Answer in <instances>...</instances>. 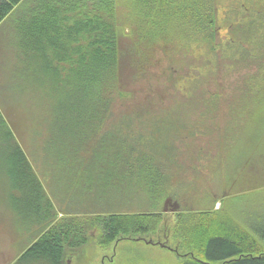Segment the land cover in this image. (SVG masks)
I'll return each instance as SVG.
<instances>
[{"label": "trees", "instance_id": "obj_1", "mask_svg": "<svg viewBox=\"0 0 264 264\" xmlns=\"http://www.w3.org/2000/svg\"><path fill=\"white\" fill-rule=\"evenodd\" d=\"M217 1L127 0L119 7L117 0H0V25L9 19L13 28L12 55L52 103L42 168L52 194L0 109V172L8 180L9 204L19 219L40 227L12 264H68L95 230L103 247L146 240L172 250L145 236L174 227L161 204L183 194L186 183L173 168L183 166L186 154L176 157L167 145L169 151L141 134L128 139L111 129L116 102L129 95L123 88L147 79L154 67L182 93L207 98L208 121H215L222 94H243L229 104L224 133L216 125L223 156H186L195 172L209 171L213 183L240 182L252 160L258 165L253 169L263 172L264 145H254L264 142V0L253 11L242 2L224 26ZM163 39L168 41L161 47ZM160 49L163 55H157ZM181 53L200 63H180ZM173 140L180 144L181 138ZM134 197L140 210L117 212V203L132 204ZM240 197L222 195L223 206L234 201L231 213L214 209L216 200L205 209L181 208L176 201L175 231L187 250L180 264H264V213H235ZM56 203L65 204L61 216Z\"/></svg>", "mask_w": 264, "mask_h": 264}, {"label": "rangeland", "instance_id": "obj_2", "mask_svg": "<svg viewBox=\"0 0 264 264\" xmlns=\"http://www.w3.org/2000/svg\"><path fill=\"white\" fill-rule=\"evenodd\" d=\"M126 2L127 0H117L119 7L125 5ZM242 2L246 4L249 10L253 11L255 7L257 8L255 3L258 0L217 1L218 18L221 26H224L222 23L223 19H227L230 15L236 16L239 13V5ZM120 30L124 36L129 32L126 27H120ZM12 31L13 28L9 19L1 23L0 109L46 190L52 194V187L47 184V178L43 175V170L46 166L43 146L45 139L50 135L47 121L50 117L49 110L51 111L52 109V103L45 96L43 97L47 93V89L43 92L44 94L38 92L40 91L37 88L38 85L31 82L30 79L28 80L24 68L15 59L16 55L15 57L12 55L11 46L15 45ZM168 37L169 40L172 38V36ZM167 41L168 39H163L157 43L163 47L167 44ZM162 51L163 49L157 50V55H163ZM168 52L171 53V48ZM181 54L182 61L179 62L184 65L190 66L188 65L189 63H200V61L194 60L196 57L193 55ZM12 57H14V61ZM219 63L221 65V59ZM155 71H158L155 67L149 70V79L136 80L137 82L133 83L132 86L123 88V91L129 93V95H126L125 99H119L116 102L113 110V124L115 127L110 128L119 130L128 139L132 137L139 138L141 134L149 140H155L154 142L160 143V148L163 150L169 151V147L176 157L179 153H182V155L186 154L187 157L192 158L197 154H201L200 156L205 158L211 154L213 159L217 156L219 158L220 156L222 157L223 143L215 130L216 125L220 123V128L222 133H224V123L229 117L227 114L229 104L231 101L237 103L243 94H238L235 91H228L222 94L218 107L215 109V121H208L206 110L210 108V104L207 98L197 92L193 93L194 95L192 96L194 97L182 93L173 85L171 86L172 83L167 82L166 78L158 77ZM42 114L43 122L40 121ZM133 115H138L139 118ZM129 117L133 119L128 121ZM188 119L189 121L186 122ZM210 122L215 125L213 126ZM261 124L264 130V124L262 122ZM256 131L255 129L253 133ZM177 136L181 138L180 144L174 143L173 139ZM244 140L243 143L248 142V139ZM260 145H264V142L254 145V148L260 149ZM186 156H183L184 158L180 161L183 165L182 169L173 168V170L177 169L181 174L179 182L186 183L183 194L176 198H165L161 204V210L167 213L168 225L171 226L173 224L174 227L171 230L169 229V231L166 227H162L161 232L145 236V239L153 238L156 243H166L172 250L163 248L160 245L148 244L146 240L114 241L112 244L103 247L99 243L100 232L95 230L92 234L93 238L78 252L79 254L71 256L68 264H180L187 250L180 243L181 235H178L175 231V225L179 219L176 213L180 211V208L176 209V211H171L173 203L179 206L177 203L179 202L181 208L205 209L211 208L216 200L217 203H215L214 209L225 208L231 213V202L234 201L226 202L227 205L225 206L224 204L223 206V198H221L223 194L228 192L231 197L241 195L238 203L235 204V213L240 211L245 216L247 213L254 214L257 211L264 213V170L263 172L255 171L253 167L258 165L254 160H252L251 169H249L250 166L245 168L247 173L245 180L240 182H234L233 179L229 182L220 180L213 183L211 173L204 171V168H199L195 172ZM241 156L243 159L250 157L249 155ZM255 160L258 161L259 159ZM257 163L262 164L259 161ZM196 164L199 166L198 163ZM42 168L44 169L42 170ZM186 177L189 180H185ZM195 177L197 178L196 180ZM8 185L7 178L0 172V264H12L16 256L37 238L40 232L38 229L40 227H37L35 223L28 220L25 221L23 218L19 219L15 215L9 204L11 192ZM258 185L262 186L256 188ZM210 192L213 195L211 197H209ZM131 200L132 204L124 203V205L120 202V205H117L119 204L117 203V212L140 210V206H138L140 199L134 197ZM166 202L169 204L167 205L168 211H164ZM64 205V203H56V209L60 216L61 208Z\"/></svg>", "mask_w": 264, "mask_h": 264}, {"label": "water", "instance_id": "obj_3", "mask_svg": "<svg viewBox=\"0 0 264 264\" xmlns=\"http://www.w3.org/2000/svg\"><path fill=\"white\" fill-rule=\"evenodd\" d=\"M167 205H169L168 202H166V204H165L164 211H168L167 210ZM178 208H179V206L177 204L173 203L171 211H176V209H178Z\"/></svg>", "mask_w": 264, "mask_h": 264}, {"label": "crops", "instance_id": "obj_4", "mask_svg": "<svg viewBox=\"0 0 264 264\" xmlns=\"http://www.w3.org/2000/svg\"><path fill=\"white\" fill-rule=\"evenodd\" d=\"M19 256V254L16 256V258L12 261V263L17 259V257Z\"/></svg>", "mask_w": 264, "mask_h": 264}, {"label": "flooded vegetation", "instance_id": "obj_5", "mask_svg": "<svg viewBox=\"0 0 264 264\" xmlns=\"http://www.w3.org/2000/svg\"><path fill=\"white\" fill-rule=\"evenodd\" d=\"M115 242H118V241H115Z\"/></svg>", "mask_w": 264, "mask_h": 264}]
</instances>
